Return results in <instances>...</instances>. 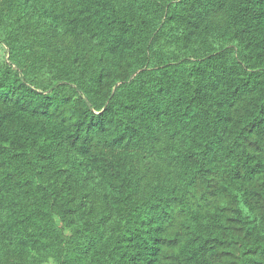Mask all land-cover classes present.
Segmentation results:
<instances>
[{
  "label": "trees",
  "instance_id": "obj_1",
  "mask_svg": "<svg viewBox=\"0 0 264 264\" xmlns=\"http://www.w3.org/2000/svg\"><path fill=\"white\" fill-rule=\"evenodd\" d=\"M0 30V264H264V0H0Z\"/></svg>",
  "mask_w": 264,
  "mask_h": 264
},
{
  "label": "rangeland",
  "instance_id": "obj_2",
  "mask_svg": "<svg viewBox=\"0 0 264 264\" xmlns=\"http://www.w3.org/2000/svg\"><path fill=\"white\" fill-rule=\"evenodd\" d=\"M5 30V29H4ZM4 34L3 30H0V37H2ZM0 61L3 64H9L10 63V56H9V50L4 44H0ZM13 68V67H12ZM14 69V68H13ZM16 70V69H15ZM45 264H57L55 261L51 260L48 263Z\"/></svg>",
  "mask_w": 264,
  "mask_h": 264
}]
</instances>
